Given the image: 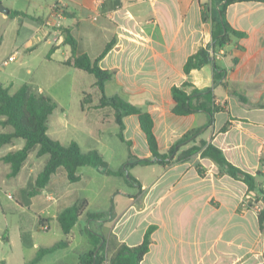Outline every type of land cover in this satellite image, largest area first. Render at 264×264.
I'll return each mask as SVG.
<instances>
[{
	"label": "crops",
	"instance_id": "crops-1",
	"mask_svg": "<svg viewBox=\"0 0 264 264\" xmlns=\"http://www.w3.org/2000/svg\"><path fill=\"white\" fill-rule=\"evenodd\" d=\"M222 2L9 0L5 4L9 10L3 16L19 23L16 38H19V46L16 44L8 54L0 52L1 73L7 66L1 64L3 59L15 54V61L21 54L22 64L41 67V71H50L53 66L69 68L75 83L86 79L94 91L87 93L80 88V83L74 87L78 88L76 98L84 103L81 110L85 119L83 141L86 148L82 149L80 141L67 134L71 124L62 116L63 107H60V114L51 119L52 112L48 119V134L53 139L63 145L76 141L83 151L98 150L113 170L130 161V152L139 158L151 157L137 115L123 116L125 141H122L118 136L120 128L114 118V109L98 106L101 93L95 77L63 63L70 57L71 47L65 42L61 27L70 29L78 48L92 59L111 42L110 49L98 61L102 69L113 72L104 84V94L108 97L118 95L150 113L160 153H168L186 132L202 128L179 147L168 163L146 164L151 175L134 176L138 184H130L122 176L109 175L121 178L126 186L108 192L106 197L111 199L109 212L105 211L106 207L91 210L88 202L70 233H63L68 240L67 246L45 254L37 264L46 256H54L52 264L78 263V255L91 247L85 228L79 223L84 220L89 226L91 220H87V211L105 214L104 219L94 223L95 230L107 239L109 255L121 244L134 246L141 243L147 228L154 226L149 250L140 264H264V222L260 227L259 206L253 202L255 191L248 190L246 183L199 153L187 160L176 159L181 150L205 140L220 148L226 159L241 170L251 174L260 172L257 180L264 183L261 168L264 160V2L237 1L226 7L227 22L244 36L232 37L223 47L222 58L215 61L223 73L220 80L214 83L212 63L193 68L188 73L184 71L187 58L211 40V21L203 19V9L209 7L210 12L216 14ZM10 10L21 14L10 16ZM2 45L3 41L0 50ZM27 71L30 72V68ZM0 82L12 93L23 84L11 90V80L0 78ZM185 82L199 89L212 88L216 103L223 109L214 114L211 125L204 128L208 121L204 111L182 116L172 112L171 87ZM24 83L42 93L33 82ZM225 125L227 127L222 130ZM0 126L10 127L4 132L13 130L9 125ZM17 139L0 146V161L6 163L2 156L23 146L24 140L15 144ZM5 145L12 148L1 149ZM5 166H2V174L8 179L0 180V190H4L3 184L12 178L9 163L6 170ZM198 166L204 172L202 175ZM77 173L80 174L78 170ZM81 181L82 177L70 182L59 169L42 189L25 190V185L16 182L14 190L19 193L20 203L43 214V217L38 214L39 229L48 230L51 223L59 224L57 216L61 210L80 200L76 183ZM22 233H27L23 244L34 249V256L41 247L53 245L38 246L29 231ZM10 242L8 228L0 226V249ZM7 257L1 256L0 262L5 263Z\"/></svg>",
	"mask_w": 264,
	"mask_h": 264
},
{
	"label": "trees",
	"instance_id": "trees-1",
	"mask_svg": "<svg viewBox=\"0 0 264 264\" xmlns=\"http://www.w3.org/2000/svg\"><path fill=\"white\" fill-rule=\"evenodd\" d=\"M237 1L264 2V0H223L216 14L212 11L210 12L209 7H205L202 11V17L204 20L210 19L211 21V40L206 46L200 47L187 58L184 64V71L186 73L193 68H200L207 63H212L214 68V83L221 79L223 73L210 55L209 48L217 50L218 48L226 46L232 37L239 38L244 36L242 31L230 26L225 17L226 7ZM19 14L21 13L17 11H9L10 16ZM61 29L65 33V42L71 47V55L63 63L82 69L95 77V84L101 93L98 106H110L114 109V118L120 128L118 136L122 141H125L122 134L124 126L122 121L123 116L128 114L137 115L140 128L146 137L151 157L139 158L133 156L130 152V161L125 162L119 169L113 170L98 150L91 149L83 151L76 141H71L68 145H63L48 134V119L56 108V103L50 96L38 92L29 83H23L12 93L7 86H3L0 82V117L3 118L0 119V124L3 126L9 125L13 129L11 132L0 133V146L11 143L16 138H22L24 140L21 148L9 151L2 156V160L10 165V177L16 176L21 171L29 154L35 151L36 157L46 156L44 166L35 179L34 186L36 189L44 188L48 184L51 176L59 169L65 172L70 182H76L81 178L77 170L84 166L95 167L107 175L122 176L130 184H138V181L128 171L129 166L135 164L146 165L152 162H157L158 164L168 163L174 158V154H176L182 144L188 142L192 136L202 130V128H199L186 132L171 147L168 153H160L157 139L153 132V119L150 113L142 111L139 107L132 105L118 95L108 97L104 94V84L112 77L113 72L102 69L98 65V61L110 49L111 42H108L102 52L92 59L86 52L78 48L77 41L69 28L61 27ZM171 94L174 100V106L172 108L174 114L182 116L197 111H204L207 114L208 121L204 128L211 125L214 114L223 109L221 105L216 103V98L211 87L199 89L193 87L191 83L185 82L181 86H172ZM83 106L84 103L82 101L81 107ZM226 127L227 125L222 130H225ZM127 143L129 145V142ZM198 153L201 157L210 158L220 169L232 177L242 180L246 183L248 190L255 191L256 197L253 202L261 204L260 210L258 211V220L260 227H262L264 222V183L257 180L260 172L251 174L241 170L226 159L220 148L205 140H200L199 143L192 144L181 150L176 159L178 161L187 160ZM198 172L200 175L204 173L199 166ZM127 174L128 177L126 176ZM87 203L86 199H81L60 211L57 220L65 235L70 233L71 228L77 222L78 218L85 212ZM249 204H252L251 201H249ZM86 216L87 220L94 221L105 218V214L100 212L87 211ZM153 229L154 226L147 228L141 243L134 246L121 244L109 255L106 251L107 239L102 234H99L98 231L90 228V226L86 227L85 233L88 236L91 247L78 255L77 264H140L143 256L149 250ZM67 244L68 240L63 239L50 247H41L36 255L26 264H35L45 254L65 247Z\"/></svg>",
	"mask_w": 264,
	"mask_h": 264
},
{
	"label": "rangeland",
	"instance_id": "rangeland-1",
	"mask_svg": "<svg viewBox=\"0 0 264 264\" xmlns=\"http://www.w3.org/2000/svg\"><path fill=\"white\" fill-rule=\"evenodd\" d=\"M8 1L9 0H1L2 5L6 7L5 4H7ZM3 14V12H0V42L3 41L0 52L1 54H8L9 51L14 50L16 44H18L17 47L19 46V38L16 40L19 23L6 15L3 16ZM19 35L21 38V32H19ZM41 45L42 44H40L39 47H41ZM21 61L22 55H17L15 61L4 67L3 73L0 72V78L9 79L13 82L11 90H15L24 82H33L32 84L35 85L36 88L42 89V93L52 97L56 103V109L53 111L51 119L56 114H60L62 111L60 107H63L64 113H62V116L71 124L70 128H67L69 131L67 134L77 138L82 145V149H85L86 147L83 141L85 119L81 110V101L76 98V91H78V88L76 89L74 87L76 83H80V88H82V90L93 94L94 91L89 86L88 80L85 79L75 83V81L71 79V70L67 67L59 68L53 66L50 71H41V67L26 66L22 64ZM28 68H30V72L27 71ZM1 75L3 77H1ZM88 75H90L89 77H93L92 74L88 73ZM9 129L10 127L2 128L0 126V132L8 131ZM18 142H23V139H17L15 144H18ZM117 144L119 145V140H117ZM11 148L10 145H5L1 149L8 150ZM104 154L108 156L106 152ZM25 163L26 165L21 170L19 176L10 178L8 182L3 184L4 190H0V226L5 229L8 228V234L11 239L10 244L5 243L4 249H0V257H7L10 255L7 257L5 263L0 262V264H23V262H29L32 259L35 254L34 249L32 250L24 246V236H27V233L24 235L22 231H29V234L32 235L33 242L37 243L38 246L51 245L66 239L57 223H51V227L48 230L39 229L38 214H40L41 217H43V214L37 213L36 209L20 203L19 193L15 192L14 187L19 183L26 186L25 190H33L35 187V178L37 173L43 168L45 160L44 157H36L35 151H33L30 153ZM3 165H6V170L7 163L0 161V180L4 179L6 181L8 177L2 174ZM78 171L82 177V181L79 182V184L76 183V194L78 198H80V200L86 198L87 202L90 203L89 208L91 210L97 211L106 207L105 211L109 212L111 199H107L106 196L113 188L119 189L126 187L122 179L106 175L92 166L80 167ZM128 171L132 176L142 178L151 175L150 168L146 165L129 166ZM8 194H11L12 197H8ZM257 204L259 206L258 212L261 204ZM89 222L90 228L95 230V221L91 220ZM79 223L82 228L87 227L84 220H81ZM8 251L10 254H8ZM53 262H55L54 256H46L40 264H52Z\"/></svg>",
	"mask_w": 264,
	"mask_h": 264
},
{
	"label": "built area",
	"instance_id": "built-area-1",
	"mask_svg": "<svg viewBox=\"0 0 264 264\" xmlns=\"http://www.w3.org/2000/svg\"><path fill=\"white\" fill-rule=\"evenodd\" d=\"M59 12H60V9H59ZM209 53L213 57V59L216 61L222 58L224 54V50H223V47L218 48L217 50H212V48H209ZM14 57H15V54L9 55L7 58L2 60L1 64L3 66L8 65L11 61L14 60ZM261 168L264 170V160L261 162ZM8 197H12L11 194H8ZM43 228L45 227L43 226Z\"/></svg>",
	"mask_w": 264,
	"mask_h": 264
},
{
	"label": "water",
	"instance_id": "water-1",
	"mask_svg": "<svg viewBox=\"0 0 264 264\" xmlns=\"http://www.w3.org/2000/svg\"><path fill=\"white\" fill-rule=\"evenodd\" d=\"M8 8L4 7L0 1V12H3L4 14H8ZM128 177V174L126 175Z\"/></svg>",
	"mask_w": 264,
	"mask_h": 264
}]
</instances>
